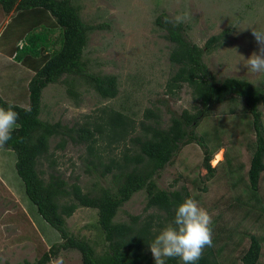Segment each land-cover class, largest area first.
<instances>
[{"label":"trees","instance_id":"obj_1","mask_svg":"<svg viewBox=\"0 0 264 264\" xmlns=\"http://www.w3.org/2000/svg\"><path fill=\"white\" fill-rule=\"evenodd\" d=\"M0 10L5 15L13 13L8 26L21 27L14 23L19 22L24 25L25 33L28 30L22 40L25 42L23 48L17 45L11 55L14 61L33 73L23 93L27 98L25 107L0 96V106L7 107L11 102L19 113V127L0 149L14 154V169L27 199L61 240L33 262L24 260L19 264H48L50 257L69 250L80 254L81 264H154L148 243L156 230L174 219L179 203L191 197L208 211L219 207L218 199L207 208L186 186L161 189L157 178L180 148L192 142L203 149L202 166L207 171V178L213 177L216 170L209 164L208 145L211 136L197 135L196 128L223 104L229 105V114L236 113L241 106L242 113L252 118L255 143L247 180L235 179L231 187L242 184L249 193L248 201H244V205L249 206L247 212L264 216V200L259 193L264 173V127L259 111L260 106L264 107V86L234 77L217 80L203 62L205 54L222 45L229 34L228 29L211 36L203 47H199L188 40V25L171 21L164 13L156 18L155 25L171 44L169 61L175 67L166 83V93L177 97L186 86L193 103L180 113H170L166 127H161L157 110L145 109L142 120L137 122L136 113L109 107L99 109L94 118L86 116L87 121L82 124L68 126L40 119L41 94L49 85L62 83L67 96L76 104L80 102L79 88L82 86L93 90L102 100L114 99L119 93L115 76L90 72L84 59L90 34L102 30L105 25L86 23L81 17L78 0H0ZM39 12L47 14L46 24L29 30L34 24L30 21L31 15L38 17ZM57 31V38H53ZM56 45L58 47L54 48ZM54 140L57 143L52 151L50 143ZM69 144L83 147L85 172L99 181L89 190L82 189L78 177L68 182L55 168L56 161L51 159L54 150H63ZM44 162H49L46 171L42 169ZM224 174L231 176L227 168ZM105 180L109 183L102 185ZM138 192H144L146 196L143 214L116 221L122 206ZM79 208L96 211V227L103 239L100 252L95 243L73 235L67 227V219ZM257 228L256 232L245 230L239 234L234 228L219 227L212 232V246L205 248L197 264H260L264 257V222ZM244 237L248 238L247 246H243ZM166 264L181 262L178 258H170Z\"/></svg>","mask_w":264,"mask_h":264},{"label":"rangeland","instance_id":"obj_2","mask_svg":"<svg viewBox=\"0 0 264 264\" xmlns=\"http://www.w3.org/2000/svg\"><path fill=\"white\" fill-rule=\"evenodd\" d=\"M78 4L86 23L105 25L89 36L84 50L88 68L95 74L115 76L119 93L114 99L102 100L93 90L82 86L79 88L80 102L76 104L67 96L62 83L49 85L41 94L40 119L43 121L61 122L68 126L82 124L87 121L86 116L94 118L99 109L109 107L136 113L135 118L139 122L144 110L149 108L158 111L163 128L169 124L170 113L189 109L193 103L190 89L186 86L177 97L166 93V83L175 67L169 61L171 44L154 23L162 13L171 21L188 25L187 38L199 47H203L211 36L228 29L229 34L222 45L205 54L203 62L217 80L234 77L264 86V73H252L243 64L244 58L258 51L250 27L264 29V0H78ZM12 14L5 15L0 10V34H5L0 37V96L25 107L27 98L23 93L33 73L8 57L6 50L12 41L15 48L28 30L25 33L24 25L19 22L14 23L23 28L6 25ZM30 19L34 24L28 29L33 30L46 24L47 14L39 12L38 17L31 15ZM58 34L57 31L53 38ZM7 79H10L9 84ZM228 110L227 104L216 107L211 116L204 118L196 128L197 135L211 136L208 145L209 164L216 170L213 177L208 179L202 166L203 149L192 142L180 148L158 176L157 185L166 190L186 186L207 208L219 199L218 208L208 211L203 207L212 217V232L222 227L226 230L234 228L239 234L245 230L253 233L264 222V216L247 212L249 206H245L244 201H248L249 193L242 184L231 187L235 179L247 180L255 143L252 118L242 113L241 106L234 114H229ZM259 111L264 127V107L260 106ZM56 143V140L51 141V150ZM218 154L220 159H216ZM85 157L83 147L69 144L63 150H54L51 159L56 161L55 168L68 182L78 177L80 186L86 191L98 180L86 174ZM14 162L13 153L0 149V264H19L24 260L33 262L52 244L61 242L58 233L41 219L27 199ZM48 165L49 162H44L42 169L46 171ZM226 168L231 176L224 174ZM179 176L183 178L179 179ZM101 183L107 185L109 181ZM259 185V193L264 200V173ZM145 203V193H136L122 206L116 221H126L129 215L143 214ZM96 219L95 210L79 208L66 222L73 235L89 239L100 252L103 239L96 227ZM242 240L243 246H247L248 238ZM59 256L63 258V264H81L80 254L75 250L61 251ZM260 264H264V257Z\"/></svg>","mask_w":264,"mask_h":264},{"label":"clouds","instance_id":"obj_3","mask_svg":"<svg viewBox=\"0 0 264 264\" xmlns=\"http://www.w3.org/2000/svg\"><path fill=\"white\" fill-rule=\"evenodd\" d=\"M250 28L258 51L244 58L243 64L252 73H264V29ZM24 43L20 41L18 47L22 49ZM15 108L16 105L11 102L7 107L0 106V148L12 139L13 131L19 127V113ZM212 222L209 212L196 200L185 198L175 207L174 219L156 230L154 238L148 243L154 264H166L170 258H178L181 264H197L205 248L213 244ZM48 264H63V258L50 257Z\"/></svg>","mask_w":264,"mask_h":264},{"label":"crops","instance_id":"obj_4","mask_svg":"<svg viewBox=\"0 0 264 264\" xmlns=\"http://www.w3.org/2000/svg\"><path fill=\"white\" fill-rule=\"evenodd\" d=\"M9 23V22H8ZM0 37H2V34H0ZM13 50H14V44L13 42H11L9 45H8V48L6 50V54L8 57H11V53H13ZM10 52V53H9ZM9 53V54H8ZM8 81V84L10 83V79H7ZM11 83H14V80L11 81Z\"/></svg>","mask_w":264,"mask_h":264},{"label":"bare ground","instance_id":"obj_5","mask_svg":"<svg viewBox=\"0 0 264 264\" xmlns=\"http://www.w3.org/2000/svg\"><path fill=\"white\" fill-rule=\"evenodd\" d=\"M216 159H220V154L217 155V158Z\"/></svg>","mask_w":264,"mask_h":264}]
</instances>
